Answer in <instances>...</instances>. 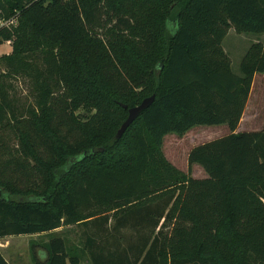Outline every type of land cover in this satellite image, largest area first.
I'll use <instances>...</instances> for the list:
<instances>
[{
    "label": "trees",
    "instance_id": "obj_1",
    "mask_svg": "<svg viewBox=\"0 0 264 264\" xmlns=\"http://www.w3.org/2000/svg\"><path fill=\"white\" fill-rule=\"evenodd\" d=\"M18 14L0 62L34 82L36 105L0 87V237L81 225L92 264H264V131L235 132L264 43L240 74L222 46L231 28L264 33V0H0ZM222 124L188 155L207 178L166 158L167 134ZM46 250L40 264L82 262L64 236Z\"/></svg>",
    "mask_w": 264,
    "mask_h": 264
},
{
    "label": "rangeland",
    "instance_id": "obj_2",
    "mask_svg": "<svg viewBox=\"0 0 264 264\" xmlns=\"http://www.w3.org/2000/svg\"><path fill=\"white\" fill-rule=\"evenodd\" d=\"M19 24V14L18 23ZM264 41V33H238L235 29L231 28L228 34L224 37L222 46L231 59V66L235 73L240 74V63L247 52L252 42ZM9 42V43H8ZM13 49L12 41H7L1 48V55H5L3 51L9 47ZM5 50V51H6ZM11 51V49H9ZM8 52V51H6ZM10 54V53H9ZM49 54L43 51H33L25 55V59L35 64L36 67H42L49 65ZM6 72V74H5ZM9 72L6 61L0 62V87L6 93V97L9 101H15L19 108L25 109L27 106H35L34 97V82L28 77H25L23 73ZM259 83V80L257 81ZM261 90H264V85L260 86ZM259 92L257 88L255 94ZM256 97V95H255ZM83 113V112H82ZM261 117L258 118L257 125H262ZM1 125V123H0ZM243 123L239 131H251L250 129H244ZM256 130V129H255ZM229 127L226 124L222 125H197L193 127L187 134L179 136L175 133L167 134L163 141V151L166 158L177 169L184 173L190 172L195 178H202L204 175L208 177V174L201 170L203 167L199 164H192L190 166L188 161V155L190 150L203 142L219 138L228 134ZM13 143V142H12ZM200 166V167H199ZM202 167V168H201ZM190 170V171H189ZM103 210V209H102ZM112 215V212H111ZM110 224H114V221L110 220ZM85 227L81 225H73L64 227L63 230L54 233H44L40 235H23V236H11L0 237V250L5 248L4 254L11 264H40L47 259L46 246L53 235L64 236L67 239L69 251L79 255L82 259L81 264H92L89 260V256L84 248V233ZM91 230V228H90ZM89 230V231H90ZM122 233L125 235L132 233L131 229H123ZM35 235V236H33ZM3 245V246H2Z\"/></svg>",
    "mask_w": 264,
    "mask_h": 264
},
{
    "label": "crops",
    "instance_id": "obj_3",
    "mask_svg": "<svg viewBox=\"0 0 264 264\" xmlns=\"http://www.w3.org/2000/svg\"><path fill=\"white\" fill-rule=\"evenodd\" d=\"M234 29V28H233ZM257 42V41H256ZM6 43V42H5ZM4 43V44H5ZM9 43V42H8ZM254 43V42H252ZM262 43H264V41H262ZM2 44L0 46V48L4 45ZM251 46V45H250ZM9 47V46H8ZM250 48V47H249ZM248 48V50H249ZM9 49H11V51H9ZM6 50V49H5ZM3 51L4 53L6 54H9L12 52V47L8 48L6 51ZM247 50V51H248ZM2 51H0V56L1 55ZM227 53V52H226ZM247 53V52H246ZM245 53V54H246ZM245 56V55H244ZM243 56V57H244ZM259 80V83H257V81ZM263 86L264 85V72H257L254 76V80H253V84H252V89H251V93H250V96L248 98V101H247V104H246V107H245V110H244V113H243V116H242V119L238 125V128L236 129L235 132H240L239 129L241 128L242 124L244 123L245 124V127L244 129H250L252 128L253 130L251 131H264V90H261L260 86ZM259 89V92H257L256 94L254 93L256 91V89ZM256 95V97H255ZM261 117V120L262 121V125H257V121H258V118ZM257 123V124H256ZM256 129V130H255ZM247 131V130H245ZM189 132V131H188ZM187 132V133H188ZM230 129H229V132L228 134L230 133ZM186 133V134H187ZM227 135V134H226ZM224 136V134H223ZM209 141V140H208ZM196 165V164H194ZM200 167V166H199ZM202 168V167H201ZM201 170H204L203 168ZM204 172L206 173V171L204 170ZM202 178H207L205 175L202 177ZM60 230H63V227L61 228H58L56 229L55 231L51 232V233H54V232H59ZM44 234V233H43ZM36 235H40V234H36ZM20 236H23V235H20ZM35 236V235H33ZM8 237H11V236H8ZM3 246V245H2ZM3 248L2 250H0V252L4 255L5 259L10 263V261L7 259L6 255L4 254L5 252V248L7 247H1ZM47 257H48V254H47ZM11 264V263H10Z\"/></svg>",
    "mask_w": 264,
    "mask_h": 264
},
{
    "label": "water",
    "instance_id": "obj_4",
    "mask_svg": "<svg viewBox=\"0 0 264 264\" xmlns=\"http://www.w3.org/2000/svg\"><path fill=\"white\" fill-rule=\"evenodd\" d=\"M153 100V96L150 98L145 99L139 106L131 108L129 110V117L127 118V120L123 123V125L121 126V128L119 129L116 137L120 138L122 136V134L125 132V130L127 129V127L130 125V123L138 116V114L145 109L148 105H150V103Z\"/></svg>",
    "mask_w": 264,
    "mask_h": 264
},
{
    "label": "built area",
    "instance_id": "obj_5",
    "mask_svg": "<svg viewBox=\"0 0 264 264\" xmlns=\"http://www.w3.org/2000/svg\"><path fill=\"white\" fill-rule=\"evenodd\" d=\"M17 23V15H13L11 17L0 16V30L12 29L13 27L17 26Z\"/></svg>",
    "mask_w": 264,
    "mask_h": 264
}]
</instances>
